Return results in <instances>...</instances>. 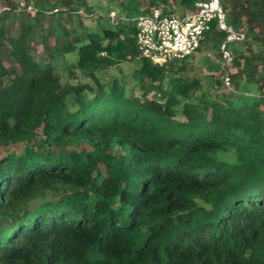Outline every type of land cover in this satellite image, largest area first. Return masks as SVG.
<instances>
[{
    "label": "trees",
    "instance_id": "16d2710c",
    "mask_svg": "<svg viewBox=\"0 0 264 264\" xmlns=\"http://www.w3.org/2000/svg\"><path fill=\"white\" fill-rule=\"evenodd\" d=\"M18 1L0 0V264H264V0H221L245 32L231 89L189 57L107 77L137 54L131 19L92 30L87 0Z\"/></svg>",
    "mask_w": 264,
    "mask_h": 264
},
{
    "label": "built area",
    "instance_id": "2783aa9c",
    "mask_svg": "<svg viewBox=\"0 0 264 264\" xmlns=\"http://www.w3.org/2000/svg\"><path fill=\"white\" fill-rule=\"evenodd\" d=\"M9 9L8 5H0V13ZM13 9L15 12L36 11L32 4L24 0L18 1ZM57 10L54 8L52 12ZM77 13L83 17L92 15L85 9L78 10ZM107 17L112 26L116 25L119 19H131L136 28L137 54L134 58H146L153 63L180 60L191 56L198 50L204 33L214 25L225 33L224 39L218 46L219 69L222 73L223 86L231 89V65L234 57L230 44L243 41L245 32L228 24L221 0H199L193 10L183 15L170 13L169 10L165 11L155 6L132 18L119 17L115 10H110Z\"/></svg>",
    "mask_w": 264,
    "mask_h": 264
},
{
    "label": "rangeland",
    "instance_id": "374dc122",
    "mask_svg": "<svg viewBox=\"0 0 264 264\" xmlns=\"http://www.w3.org/2000/svg\"><path fill=\"white\" fill-rule=\"evenodd\" d=\"M134 0H119V1H111V0H87V6L97 12V15L99 14L98 19L93 20V22H90L87 19H83L84 24L89 26L92 30H97L99 26H105L108 25V12L110 10H115L118 14V16H124L129 18V16L132 18L135 15L129 14L127 15L126 11V6L129 5H134L133 4ZM170 2V7L174 10V13L180 14L181 8L179 7L178 1L177 0H169ZM146 3V2H144ZM143 4V3H141ZM145 6V5H143ZM140 7V10L143 9L144 7ZM138 8V9H139ZM131 13V12H129ZM74 20L77 19L76 17H72ZM99 20V21H98ZM191 59V64L193 65L195 76L199 77L200 80L202 81L204 87H207L209 84L213 82L215 78H217L218 75V70L216 68H219L218 65L220 64V56L218 54V51H207L205 49H202L195 54L189 56ZM67 62L69 61H74L75 58L72 56H67L66 57ZM184 59L180 60H172V61H182ZM138 59L134 58L132 61H126L121 64H119L118 67H112L109 68L106 71V76L111 77V76H116L120 79L122 77L124 80H128L131 77V72L133 69L138 68ZM186 61V60H185ZM56 66V71L60 74L62 82H65L68 78L67 71L65 69V66L63 65V62L57 61L55 63ZM232 72H235V69L232 68ZM75 82V80H73ZM253 93L254 90L252 91Z\"/></svg>",
    "mask_w": 264,
    "mask_h": 264
},
{
    "label": "crops",
    "instance_id": "0c3cea01",
    "mask_svg": "<svg viewBox=\"0 0 264 264\" xmlns=\"http://www.w3.org/2000/svg\"><path fill=\"white\" fill-rule=\"evenodd\" d=\"M180 7V6H179Z\"/></svg>",
    "mask_w": 264,
    "mask_h": 264
}]
</instances>
